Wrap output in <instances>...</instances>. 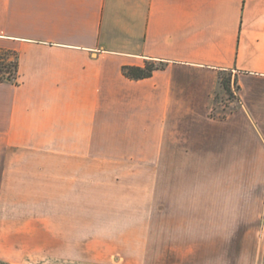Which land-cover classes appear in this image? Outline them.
Returning a JSON list of instances; mask_svg holds the SVG:
<instances>
[{
	"label": "crops",
	"instance_id": "0c3cea01",
	"mask_svg": "<svg viewBox=\"0 0 264 264\" xmlns=\"http://www.w3.org/2000/svg\"><path fill=\"white\" fill-rule=\"evenodd\" d=\"M0 51L18 61L0 82V205L16 172L40 183L54 172L69 202L81 172L93 183L97 171L259 172L245 186L262 189L264 264V0H0ZM148 62L160 66L150 77L123 75ZM224 75L236 99L219 109ZM114 206L112 238L140 257L143 206Z\"/></svg>",
	"mask_w": 264,
	"mask_h": 264
},
{
	"label": "rangeland",
	"instance_id": "374dc122",
	"mask_svg": "<svg viewBox=\"0 0 264 264\" xmlns=\"http://www.w3.org/2000/svg\"><path fill=\"white\" fill-rule=\"evenodd\" d=\"M229 87L230 94L223 92L218 98L219 109L236 99L231 81ZM12 174L15 181L0 205V264H260L256 249L262 189L245 185L260 181L262 173L240 172L235 177L230 172L163 170L153 177L152 171H97L93 183L94 177L81 172L73 187L78 194L71 202L66 193L72 189L65 188L66 182L64 199L59 196L54 172L41 183L34 178L39 173H32L31 182L23 180V172ZM114 178L124 183L118 185ZM153 178L159 180L154 201L148 196ZM232 178L241 185L234 193L232 188L210 186L211 181ZM135 181L144 184L142 204ZM125 183L132 186H125L132 196L122 198L116 192ZM118 203L127 206L129 215L143 206L140 257L132 246L120 252L119 237L112 238L117 230L113 224L119 223L114 216L121 211L114 206Z\"/></svg>",
	"mask_w": 264,
	"mask_h": 264
},
{
	"label": "trees",
	"instance_id": "16d2710c",
	"mask_svg": "<svg viewBox=\"0 0 264 264\" xmlns=\"http://www.w3.org/2000/svg\"><path fill=\"white\" fill-rule=\"evenodd\" d=\"M160 66L154 63L145 64L144 67H125L123 75L130 80H140L151 76ZM17 54L10 51H0V82H13L17 76ZM230 79H221V87L225 93L230 94Z\"/></svg>",
	"mask_w": 264,
	"mask_h": 264
}]
</instances>
